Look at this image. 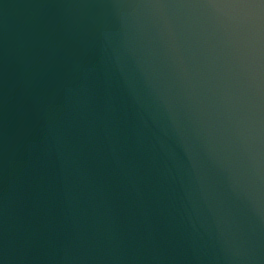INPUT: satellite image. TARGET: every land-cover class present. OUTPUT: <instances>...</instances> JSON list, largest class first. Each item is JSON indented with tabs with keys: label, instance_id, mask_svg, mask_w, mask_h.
Returning a JSON list of instances; mask_svg holds the SVG:
<instances>
[{
	"label": "water",
	"instance_id": "water-1",
	"mask_svg": "<svg viewBox=\"0 0 264 264\" xmlns=\"http://www.w3.org/2000/svg\"><path fill=\"white\" fill-rule=\"evenodd\" d=\"M260 233L262 234V233H264V231L260 230ZM263 237H264V236H263ZM263 263H264V262H263ZM211 264H216V263L212 262Z\"/></svg>",
	"mask_w": 264,
	"mask_h": 264
}]
</instances>
